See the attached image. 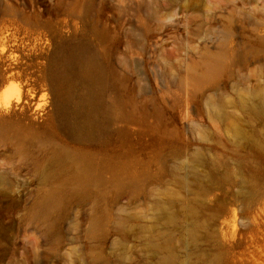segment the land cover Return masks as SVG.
Listing matches in <instances>:
<instances>
[{
	"label": "rangeland",
	"instance_id": "rangeland-1",
	"mask_svg": "<svg viewBox=\"0 0 264 264\" xmlns=\"http://www.w3.org/2000/svg\"><path fill=\"white\" fill-rule=\"evenodd\" d=\"M4 30L53 57L18 80L37 125L0 129V264H264V0H0ZM73 55L99 78L84 135L37 112L51 73L77 108ZM64 150L92 163L84 185ZM51 191L63 201L42 219Z\"/></svg>",
	"mask_w": 264,
	"mask_h": 264
},
{
	"label": "bare ground",
	"instance_id": "bare-ground-1",
	"mask_svg": "<svg viewBox=\"0 0 264 264\" xmlns=\"http://www.w3.org/2000/svg\"><path fill=\"white\" fill-rule=\"evenodd\" d=\"M47 41L45 40L43 42L39 38L32 39L29 41L20 40L14 37L10 32H7L6 30L0 31V129L1 130L5 131L12 128L13 126L15 127L17 124L16 121L19 120L21 116L28 117L29 120H31L29 121L30 126L35 127L37 125V123L34 122L32 118L27 116L26 111L29 110L31 111V114H35L38 104L36 103L34 109L31 108L34 104L33 98L31 94L28 93L27 89L25 88L22 89L21 83L18 80L22 76L23 73L22 67L26 61H32L38 64L42 60L44 61L47 60L48 63L50 62L49 60H51L53 57V51L48 50V45H46V43L48 44ZM72 57L76 68L74 69L75 77L78 78L81 76L89 80V83H87L82 88L83 91L80 94L78 93H77L78 95L75 93L71 94L72 99L76 100L77 102V108L74 109L68 107L65 109L66 104L64 103L63 95L68 94L67 85L70 82L66 83L65 81L67 80V78L61 77V75L59 76L54 73H51L50 76L51 80L49 83L48 91L46 92L47 107L42 111H37V112L41 115L42 121L44 122L51 114H58L59 112L65 110V113H67V115L74 116L75 129H77V132L80 135H84L88 133V130L86 128L87 119L85 117L86 115L85 111L88 109L89 106L93 104V102L96 99H98L97 90L95 89V86H98L97 84L99 83V78L97 77L96 72L94 71L93 62L90 59H85L77 55L76 56L73 55ZM253 95L256 98H258L260 103V109L264 111V93L254 92ZM212 105L215 109L220 110L218 104L212 103ZM89 119H91V117ZM63 156L76 158L79 160V171L77 176L79 183L84 185L86 180L89 177L93 176L94 173L93 165L88 158H84L79 154H75L68 150L63 151ZM62 201H63V195L61 192L58 191L49 192L39 201L36 208V215L38 217H41L42 219H47L51 213L55 212L60 207ZM156 216L157 217L163 216L167 219V221H171V222L175 221V213L170 209L168 205L165 204H159L157 206ZM99 223H100L99 219L94 218L91 222V228L94 229L98 227ZM187 232L189 237L193 238L195 236L194 226L189 227ZM157 247H158L157 244L154 243L152 244L153 249H156ZM170 260L171 258L169 255H163L161 260H159L158 264H168Z\"/></svg>",
	"mask_w": 264,
	"mask_h": 264
}]
</instances>
